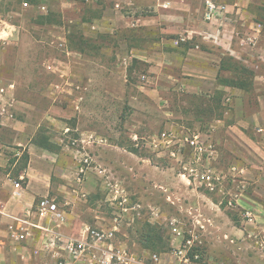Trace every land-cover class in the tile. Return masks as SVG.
Wrapping results in <instances>:
<instances>
[{"label":"rangeland","instance_id":"374dc122","mask_svg":"<svg viewBox=\"0 0 264 264\" xmlns=\"http://www.w3.org/2000/svg\"><path fill=\"white\" fill-rule=\"evenodd\" d=\"M13 1L15 3L9 6L0 3V12L11 9L10 19L16 23L22 22L32 34L20 35L16 41L0 46V79L14 82L13 91L17 102H14L12 95L10 108L12 121L18 124L14 129L0 124V143H15L20 139L22 143L29 141L47 145L46 149L55 155V163L60 165L63 173L60 176L51 175L48 195L54 196L59 202L68 201L66 211H71L75 206L78 211H82L81 218H86L94 226L97 220L103 224L109 223L116 211L113 191L116 187L123 188L133 200L155 205L160 213L177 217L186 227L191 225L194 218H209L213 226L207 227L202 236L205 257L199 263L223 260L228 264H264L246 237L249 225L243 223L239 211L225 206L229 195L239 198V194H242L243 199L246 192L256 203L263 204L260 179H248L243 172H237L234 181L225 178L222 188L224 193L207 190L194 183L188 184L178 174V162L163 152L152 150L146 141L148 134L159 133L163 129L176 132L188 129L189 132L200 133L206 142L212 144L217 156L210 162L219 170L227 171L230 164L249 167L255 160L253 154L260 157L261 152L260 132L257 130L259 101L253 97V90L247 81L249 69L236 64L240 74L235 78L232 73H221L220 81L230 80L235 89L226 87L214 91L187 92L171 78V75L180 76V70L169 63L165 53L158 56V64L155 60L144 62L131 57L127 49L128 45L139 48L156 46L150 40L155 38L161 42V37L164 38L161 48L169 49L170 44L165 39L170 38V34L141 27L135 30L120 28L112 36L101 35L100 28L92 29L87 22H96L100 18L102 5L85 0L78 1L75 8L67 5L60 12L48 10L44 16L35 10V2L33 6L21 8L19 0ZM62 14L68 19L72 15L78 19L68 22L62 18ZM34 20L46 24L42 27L30 25ZM56 28L64 33L68 49L77 48L80 52L73 51L69 56L66 55V47L58 45L63 37L57 38L56 34L49 33V30ZM162 28H165L163 22ZM116 34L125 36L123 43L126 45L120 46L121 41ZM179 51L184 53L181 49ZM55 56L61 59L70 57V60L75 61L72 67L73 80L79 87L75 88L71 84V94L61 90L59 95L56 94L57 98L52 100L46 94L55 93L56 88L52 83L60 82L61 78L47 69L46 63ZM122 59L126 60L124 64ZM120 64L124 69H121ZM149 64L155 66L153 70ZM241 68L246 71L242 72ZM117 71L125 74L126 94L122 98L105 94L99 82ZM74 94L81 96L77 108L71 101ZM26 102L35 107L29 109ZM112 146L121 148L122 152ZM8 151L6 171L12 179H16L26 167L27 161L23 157L26 151L15 156L17 159L14 161L11 150ZM132 152L145 159L143 162L147 166L154 167L155 177L140 176L136 170L135 178L122 175L119 171L121 167L115 166L113 160L119 158L127 162L132 159ZM84 156L91 158L86 177L89 174L95 176L98 185L92 189H97L99 193L91 194L84 186L86 196L76 198L73 203L59 189H73L76 168ZM97 169H103L102 174L97 173ZM139 170L145 171L144 168ZM166 192L170 200L166 198ZM227 192H230L229 195ZM108 194L110 198L106 199ZM200 201H207L208 206L199 207ZM210 202L216 203L219 209L211 208ZM196 206L199 209H193ZM242 206L246 205L242 203ZM138 220L128 226L125 235L127 240L124 239L126 245L139 255L160 253L162 259L159 264H173L169 256L165 255L170 250L165 226L154 220L149 222L146 217ZM223 234L233 237L235 243L223 238ZM125 236L118 233L120 241ZM42 259L47 262L46 258Z\"/></svg>","mask_w":264,"mask_h":264},{"label":"crops","instance_id":"0c3cea01","mask_svg":"<svg viewBox=\"0 0 264 264\" xmlns=\"http://www.w3.org/2000/svg\"><path fill=\"white\" fill-rule=\"evenodd\" d=\"M16 1V0H15ZM81 0H19L18 3L21 8L26 6H33L35 2V10L40 15H45L48 10L60 12L63 7L73 6ZM205 0H85V2H93L102 5L100 18L96 22H87L93 29L97 28L101 30V35L106 34L114 35V31L127 29L135 30L138 28H153L152 31L160 30L165 32L170 38L165 39L171 48L163 50L162 40L160 38L156 40H150L155 45L148 46L147 48H139L136 45H128L127 49L131 57L138 58L144 62H150L151 60L158 61L160 53H165L169 63L175 68L180 70V76H172L173 81L178 82L181 87L187 92H204L214 91L223 88H233L234 84L229 80L227 82L220 81L221 73L229 72L236 77L240 72H237L238 67H245L248 70L247 77L250 85V89L253 90V97L259 101V107L257 115L259 117L258 132H260V157L255 156V160L248 167H243V174L245 178L260 179L262 182L261 189L264 195V0H219L227 4L228 14L225 19L212 20L206 22L203 19ZM13 0H0L1 4L9 6ZM15 3V2H14ZM41 6L42 9L37 7ZM75 8V7H74ZM4 12V11H3ZM12 10H7L5 13L0 12V21L3 23L0 26V46L8 44L9 41H16L20 35L29 34L31 31L22 22L16 23L10 19ZM62 18L68 22L77 20L75 16L66 18L62 14ZM13 21V22H12ZM162 22L165 23V28H162ZM46 23L41 21H31L30 25H37L39 27L44 26ZM55 25V24H53ZM56 27H59L56 26ZM121 28V29H120ZM49 33L56 34V37H63L58 42L62 46H65V53L69 56L71 52H80L77 48L68 49L64 33H61L58 28L49 30ZM111 35V36H112ZM117 35V34H116ZM120 39V46L126 45L124 35H117ZM197 41V42H196ZM162 43V44H161ZM181 49L184 53L179 51ZM161 51V52H158ZM154 53H157L156 55ZM56 64H55V62ZM126 60L122 59L121 62ZM54 62V63H53ZM75 61L68 59H61L55 56L51 62L46 63V68L52 70L61 79L60 82H53L52 84L56 89L55 93L46 94L47 97L55 100L56 94L59 95L61 90H65L69 94L73 88L79 87L76 84L72 72L73 63ZM120 62V63H121ZM155 62V63H156ZM231 62V63H230ZM236 64L238 67H236ZM229 66L231 68H229ZM121 67V64H120ZM149 67L153 70L155 67L153 64H149ZM121 69H124L121 67ZM185 75V76H184ZM92 80V79H90ZM13 82V81H12ZM102 85L103 92L108 96H115L122 98L126 94L125 74L123 71L112 72L109 76H105L102 80H99ZM14 83V82H13ZM72 84V85H71ZM13 91L14 102L15 99ZM73 97V98H72ZM81 96H71L72 104L77 108L78 99ZM25 105L31 109L35 107L34 104L26 102ZM49 111V109L47 110ZM11 115L0 116V124L11 126L13 129L18 126L15 124L12 113ZM46 116H49L44 111ZM18 121V120H17ZM24 124L23 121H18ZM26 124V123H25ZM12 146H15L13 148ZM17 147V148H16ZM117 148L119 152H122L121 148ZM18 150L21 153L26 151L28 158L26 167L16 177L22 174L24 177L21 181L22 189L19 197L11 195L13 191V185L11 183L12 177L9 176V172L6 171L8 150L14 160L17 159L13 150ZM120 155V153H118ZM52 152L48 151L43 146L37 143L27 142L22 143L19 139L15 143H0V194H3L0 199L2 200V206L5 211H11L18 213L21 209L32 205L35 202L36 197L48 195L50 187V177L52 174L62 175L60 165L55 163L56 158ZM132 159L125 162L122 159L115 158L113 164L122 168H119L123 176L135 178V172L138 171L139 175H145L148 178L155 177L156 172L152 165H146L143 161L145 159L138 157L131 153ZM13 160V161H14ZM234 161V160H233ZM231 161L232 163H234ZM58 165V166H57ZM102 168V167H101ZM127 168V169H126ZM144 168L145 171L139 169ZM242 168V167H241ZM256 168L258 170H254ZM129 169V170H128ZM136 170V171H135ZM97 173L102 174L100 169H97ZM133 175V176H132ZM100 176V175H98ZM93 174H89L85 179V187L87 192L99 193L98 190L93 191V187L98 185V181L94 178ZM99 179V177H96ZM155 188V187H153ZM155 190V189H153ZM61 194H64L66 198L73 201L78 197V193L73 192L69 188L59 189ZM167 195V192L165 193ZM238 200L241 204L246 206L255 205L261 209V215L264 213V202L256 203L253 198L246 192L242 199V194H239ZM133 196V195H132ZM110 198L109 194L106 195V199ZM131 198V196H130ZM204 198H208L204 195ZM131 201H137L136 199ZM211 208H217L216 203L210 202ZM256 203V204H255ZM201 205L208 206L207 201H200ZM198 206L193 209H199ZM76 207H72L71 211H67L66 219L62 225L58 226V230L65 236L76 237L83 235L85 227L91 226V222L86 218H81L82 211H78ZM214 210V209H213ZM194 211V210H193ZM142 211H140L141 214ZM85 216V215H84ZM147 217V216H146ZM144 213L141 215L127 214L123 219V223L120 227V234L127 236V229L129 225H134L138 222V219H143ZM8 219L3 215H0V264H44V260L41 257L31 255L26 249H14L10 246L7 240L6 222ZM96 224L101 222L94 221ZM210 226L212 221L210 220ZM103 224V223H101ZM105 225V223H104ZM258 227L263 224H256ZM254 226L249 225V229H253ZM121 237L122 243L126 244L127 238Z\"/></svg>","mask_w":264,"mask_h":264},{"label":"built area","instance_id":"2783aa9c","mask_svg":"<svg viewBox=\"0 0 264 264\" xmlns=\"http://www.w3.org/2000/svg\"><path fill=\"white\" fill-rule=\"evenodd\" d=\"M39 7V6H37ZM43 8V7H39ZM227 4L219 0H205L203 19L206 22L225 19L228 14ZM59 46H62L61 43ZM14 90L12 81L3 82L0 79V116L11 115V102ZM147 145L152 150L164 153L179 164V176L188 184L202 186L207 190H222L225 178L234 181L236 173L243 172V168L230 164L227 171L219 170L210 160L216 159V151L211 143L203 139L195 131L163 129L159 133H151L146 138ZM19 155L18 150H13ZM91 158L84 156L81 164L76 168L73 192L81 197L86 196L84 182ZM103 172V169H100ZM22 174L12 179L13 191L11 195L19 197L21 194ZM119 188V187H118ZM114 189L116 211L108 224L88 225L83 235L76 237L65 236L59 232L58 226L66 219V205L68 201L59 202L54 196H40L32 205L21 209L18 213L5 211L0 199V215L8 219L6 222L7 240L14 249H26L31 255L46 258L44 264H159L162 254L149 253L139 255L129 246L119 240L118 233L127 214L141 215L144 213L149 222L153 220L164 225L169 235L170 250L168 254L173 264H228L223 260L211 263L202 262L205 255L203 250V234L210 226V219L194 218L191 225H186L177 217L166 216L155 205L144 204L142 201H131L130 193L121 188ZM230 193V192H229ZM227 192V194L229 195ZM166 198L170 200L169 194ZM226 207L240 212L245 225L254 226L247 230L246 237L250 246L256 250L264 260V213L255 205L242 206L238 198L229 195ZM140 211L141 214H140ZM263 224L257 226L256 224ZM232 244L235 239L223 234ZM149 261V263L146 262Z\"/></svg>","mask_w":264,"mask_h":264},{"label":"trees","instance_id":"16d2710c","mask_svg":"<svg viewBox=\"0 0 264 264\" xmlns=\"http://www.w3.org/2000/svg\"><path fill=\"white\" fill-rule=\"evenodd\" d=\"M241 70H242V72H243V70L246 71V70L243 69V68H241ZM37 144H39L40 146H43L44 148H47V145H45V144H40V143H37ZM23 157H24L25 161H27V158H28L27 153H24V154H23ZM13 160H14V159H12V161H13ZM152 232H153V230L150 231V233H152ZM147 239L150 240V237L148 236Z\"/></svg>","mask_w":264,"mask_h":264}]
</instances>
